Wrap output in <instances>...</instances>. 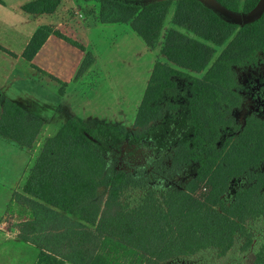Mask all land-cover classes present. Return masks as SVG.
I'll use <instances>...</instances> for the list:
<instances>
[{
  "label": "trees",
  "instance_id": "1",
  "mask_svg": "<svg viewBox=\"0 0 264 264\" xmlns=\"http://www.w3.org/2000/svg\"><path fill=\"white\" fill-rule=\"evenodd\" d=\"M84 1L100 4L102 24H129L151 50L178 1L173 25L194 38L167 33V62H156L132 132L74 117L45 141L14 194L31 213L19 239L68 264H111L101 254L105 239L134 253V264H264V78L253 76L264 68V13L239 26L201 0ZM216 1L244 15L262 2ZM61 2L22 9L52 15ZM51 35L85 52L77 78L95 63L54 27L38 29L23 57L33 61ZM43 126L0 95L2 137L32 149Z\"/></svg>",
  "mask_w": 264,
  "mask_h": 264
},
{
  "label": "crops",
  "instance_id": "2",
  "mask_svg": "<svg viewBox=\"0 0 264 264\" xmlns=\"http://www.w3.org/2000/svg\"><path fill=\"white\" fill-rule=\"evenodd\" d=\"M31 1L34 0L0 2V95L24 109L30 119H40L44 123L38 137H42L44 145L45 140L54 136L58 130L51 133L50 119L55 114L56 105L59 106L69 99L67 95L59 92V88H56L50 78L66 82H70V76L76 75L77 78L85 52L51 35L33 61H28L23 54L34 34L40 28L54 27L69 39L82 44L88 52L93 51L91 53L97 59L94 47L85 39L88 33L98 37L104 33L115 35L120 32L131 35L133 29L129 28V24H102L99 20L87 28V24L72 20L67 15L68 9L90 3L84 0H62L56 13L52 15H31L24 12L23 6ZM107 26H111L112 30ZM66 46L77 50L73 54L74 59L71 57V50ZM148 50L153 51L150 48ZM94 66L88 70L91 71ZM39 145L40 149L35 147L37 142L32 149L24 148L0 135V264H7L2 256H6L11 246L15 245V242L8 240L12 238V233L7 228L9 223L6 222L8 210L14 202V194H22L24 191L26 180L42 150L41 142ZM21 222L23 221L18 223ZM15 230L18 236L19 227Z\"/></svg>",
  "mask_w": 264,
  "mask_h": 264
},
{
  "label": "rangeland",
  "instance_id": "3",
  "mask_svg": "<svg viewBox=\"0 0 264 264\" xmlns=\"http://www.w3.org/2000/svg\"><path fill=\"white\" fill-rule=\"evenodd\" d=\"M178 3V1L175 2L171 7L162 31V38L153 51H149L145 42L133 31H131V35L134 37L125 32L115 35L104 33L103 36L99 37L91 33L86 35V41L94 47L97 54L93 69L88 70L78 78H76V75L68 77L70 82L50 78L56 84V88H59V92L69 97L59 106L56 105L55 114L50 119L52 134L58 129L55 132L57 134L62 126L61 124L74 117H80L91 125L110 122L122 124L130 132L134 130L137 111L143 100L154 66L158 61L167 62V59L163 56L165 37L173 27V17ZM99 12L100 4L90 2L88 5H80L76 9L69 8L67 15L72 20L75 19L76 22L87 24L88 28L99 20ZM107 27L112 30L111 26ZM129 28L131 27L129 26ZM177 29L194 38L192 33L182 28ZM198 39L205 42L203 39ZM230 40L231 38L223 46L213 45L215 54L212 61L206 70L201 73H194V75L203 77ZM66 48L71 50V57L74 59L73 54L77 53V50L68 46ZM253 76L264 78V68L256 74L254 73ZM40 142L43 148L42 137L37 139V146H35L37 149H40ZM117 155L118 153L115 154L114 160L118 163L121 159H118ZM165 163L169 166L168 158ZM124 164H126L125 161ZM119 165L120 163H118ZM127 165L131 167L130 163H127ZM157 165L156 163H150L149 167H156ZM107 196L108 190L102 188L98 195V201L103 205ZM30 215V209L25 204H20L14 200L8 210L6 222L9 223L7 228L12 233L10 234L12 238H8V240L15 242V245L11 246L6 256H2V260L4 259L7 264H11V262H16L15 264H68L51 254L41 253L36 247L21 241L19 235L15 234V229L20 224L18 222L28 220ZM101 254L111 264H134L136 258L134 253L125 252L117 246L114 240L109 239L104 240Z\"/></svg>",
  "mask_w": 264,
  "mask_h": 264
},
{
  "label": "water",
  "instance_id": "4",
  "mask_svg": "<svg viewBox=\"0 0 264 264\" xmlns=\"http://www.w3.org/2000/svg\"><path fill=\"white\" fill-rule=\"evenodd\" d=\"M206 6L213 9L216 13H218L222 18L227 20L230 23L236 25H243L244 23L252 22L259 19L264 13V0H262L260 6L248 15L235 13L233 11L228 10L221 4H219L216 0H201Z\"/></svg>",
  "mask_w": 264,
  "mask_h": 264
}]
</instances>
